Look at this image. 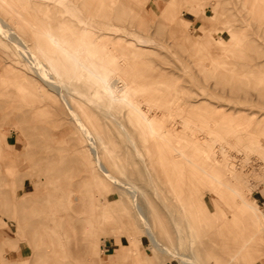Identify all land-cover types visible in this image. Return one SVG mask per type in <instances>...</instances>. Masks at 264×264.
<instances>
[{"label":"rangeland","instance_id":"374dc122","mask_svg":"<svg viewBox=\"0 0 264 264\" xmlns=\"http://www.w3.org/2000/svg\"><path fill=\"white\" fill-rule=\"evenodd\" d=\"M10 1L27 18L6 8L0 13L10 21L20 18L23 23L16 27L22 34L34 21L52 33L67 26L79 35L76 12L90 18L93 34L102 35L119 56L132 44L138 57L127 66L159 86L148 96L159 98L154 101L159 111L170 112L169 128L195 130L208 155L200 161L213 175L246 190L247 200L264 211V0H68L69 10L57 0ZM21 61L0 48V227L8 229L0 238V264H180L156 254L146 236L132 234L133 228L110 229L104 216L112 211V200L123 195L103 188L102 178L97 182L87 141ZM138 143L134 156L140 166L134 163L129 171L174 232L178 251L188 255L183 215L173 218L169 211L178 204L174 188L195 180L209 209L193 211L204 226L220 222L223 210L215 203L230 214L235 197L229 191L220 195L217 182L197 168L187 167L184 178L171 176L165 156L159 163L155 156L150 161ZM238 208L247 212L242 203L228 219L242 224L245 214ZM216 235L204 227L201 236L217 240ZM259 263L264 264V256Z\"/></svg>","mask_w":264,"mask_h":264},{"label":"bare ground","instance_id":"6f19581e","mask_svg":"<svg viewBox=\"0 0 264 264\" xmlns=\"http://www.w3.org/2000/svg\"><path fill=\"white\" fill-rule=\"evenodd\" d=\"M67 1L57 0L69 10ZM4 8L15 12L17 17H24L19 6L10 0H0V10ZM72 15L82 24L79 35L67 26L52 33V29L38 27L30 19L27 21H31L29 26L32 30L25 29L27 32L22 34L16 27L23 23L20 18L10 21L0 13V48L14 57H20L23 67L35 76L39 88L64 108L68 120L74 122L93 154L94 168L99 178L97 182L102 178L105 180L103 188L123 195L112 200L115 205L110 204L108 210L112 211L104 216L106 223L110 227L113 225L110 229L120 233L131 227L134 236H146L149 239V247L156 254L178 259L180 264H206L203 252L211 264H255L261 261L264 249L258 241L264 242V211L254 201L247 200L246 190L227 178L220 179L213 175L208 170V164L200 161V158H207L208 155L202 148L204 140L195 130L188 133L187 129L169 128L166 114L170 116V112L159 111L160 106L154 102L159 98L148 96L151 89L160 90L157 89L159 86L147 83L143 76L133 75V66H127L132 56L138 57L134 46L126 44L122 47L125 48L123 55L119 56L111 44L105 43L102 35L93 34L90 18L76 12ZM106 29L110 30L108 27ZM38 33L40 35H34ZM22 73L21 77L27 80ZM21 90L26 91L24 87ZM184 123L188 128L189 119H184ZM138 140L150 161L155 156L159 157V163L163 158L161 154L165 156V162L172 171L171 176L178 173L184 178L186 169L197 168L211 181L217 182L215 189L220 195L229 191L235 197V201L230 204L233 208L230 214L215 203L216 207L223 210L218 221L222 219L224 226L220 222L216 226H204L193 212L203 213L208 209L202 191L195 187V180H182L174 188L179 197L178 204L175 209L169 208V211L173 218L183 215L191 245L188 255L178 251L174 232L163 220L164 216L148 196L145 187L129 171V166L134 163L140 166L134 156L139 149ZM122 156L127 161L121 162ZM177 156L181 157L180 161ZM143 171L139 167V173L143 175ZM185 185L191 187L186 189ZM242 203L247 207V212L238 209L245 214V219L242 224L233 223L228 215H236V207ZM147 207L149 211H146ZM110 213L112 215L108 216ZM204 227L212 228L217 233V240L215 236L202 239ZM232 228L234 234L231 233Z\"/></svg>","mask_w":264,"mask_h":264},{"label":"crops","instance_id":"0c3cea01","mask_svg":"<svg viewBox=\"0 0 264 264\" xmlns=\"http://www.w3.org/2000/svg\"><path fill=\"white\" fill-rule=\"evenodd\" d=\"M0 217H1V216H0ZM7 230H8V229H7V228L5 229V226L0 227V238H1V235H2V234H4V233L7 234V233H8Z\"/></svg>","mask_w":264,"mask_h":264}]
</instances>
